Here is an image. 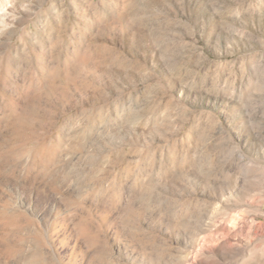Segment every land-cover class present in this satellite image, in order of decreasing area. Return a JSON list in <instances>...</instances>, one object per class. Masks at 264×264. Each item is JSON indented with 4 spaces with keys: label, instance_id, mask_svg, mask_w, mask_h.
Listing matches in <instances>:
<instances>
[{
    "label": "rangeland",
    "instance_id": "374dc122",
    "mask_svg": "<svg viewBox=\"0 0 264 264\" xmlns=\"http://www.w3.org/2000/svg\"><path fill=\"white\" fill-rule=\"evenodd\" d=\"M0 264H264V0H0Z\"/></svg>",
    "mask_w": 264,
    "mask_h": 264
}]
</instances>
